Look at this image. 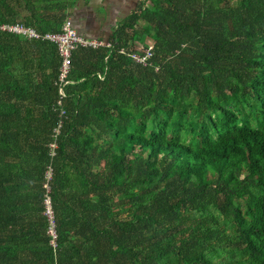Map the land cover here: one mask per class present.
Returning a JSON list of instances; mask_svg holds the SVG:
<instances>
[{
    "label": "trees",
    "instance_id": "16d2710c",
    "mask_svg": "<svg viewBox=\"0 0 264 264\" xmlns=\"http://www.w3.org/2000/svg\"><path fill=\"white\" fill-rule=\"evenodd\" d=\"M79 1L0 23L59 31ZM108 40L62 96L58 45L0 29V264H264V0H140Z\"/></svg>",
    "mask_w": 264,
    "mask_h": 264
},
{
    "label": "built area",
    "instance_id": "2783aa9c",
    "mask_svg": "<svg viewBox=\"0 0 264 264\" xmlns=\"http://www.w3.org/2000/svg\"><path fill=\"white\" fill-rule=\"evenodd\" d=\"M63 25L61 30L59 31H45L41 32L38 29H35L33 26H27L23 25L21 23H8V22H2L0 23V29L7 30L11 32L21 33L28 37H36V38H42V39H49L53 42H55L58 45V49L61 55V64H60V72L58 75L59 80V91L62 96L65 95L64 85L73 81L69 78V74L71 71L72 66V53L73 50L76 49L79 46H92V47H98L101 45H111V41L105 38L101 37H91L86 36L82 33H80L77 28L73 24V20L70 17H67L63 21ZM122 52H127V54L136 62L142 63V64H149V60L153 56L152 47H149L144 53L143 52H128L127 48L122 46L121 47ZM99 76H101V73H99ZM64 112V109H62L61 113ZM59 128H56V131L59 132ZM53 147L55 146V143L53 142L51 144ZM52 175V169L49 167L47 171V178L50 179ZM46 186L49 189L48 183H46ZM46 213L49 216L50 219V227L49 231L53 235V241L56 239V228H55V221H54V213L53 208L51 204V197L48 194L46 197Z\"/></svg>",
    "mask_w": 264,
    "mask_h": 264
},
{
    "label": "crops",
    "instance_id": "0c3cea01",
    "mask_svg": "<svg viewBox=\"0 0 264 264\" xmlns=\"http://www.w3.org/2000/svg\"><path fill=\"white\" fill-rule=\"evenodd\" d=\"M94 1V0H93ZM105 1V4L109 10L110 13H112L117 8V2H121V0H96V4L99 5V3H102ZM136 1L135 6L132 8V10L137 6L138 2L140 0H134ZM83 2V1H82ZM90 0L87 2L89 4ZM93 5V6H96ZM77 8H73V14L71 15V18L73 19L75 25L84 32L88 36L93 37H103L105 39H108L110 34L112 33L114 25H116L117 21L120 20V18H123L125 15H127L125 10V14L121 16L120 18H108L100 11L91 10L86 13L84 10H80L78 6ZM122 7V6H121ZM123 10V9H122ZM131 10V11H132Z\"/></svg>",
    "mask_w": 264,
    "mask_h": 264
},
{
    "label": "rangeland",
    "instance_id": "374dc122",
    "mask_svg": "<svg viewBox=\"0 0 264 264\" xmlns=\"http://www.w3.org/2000/svg\"><path fill=\"white\" fill-rule=\"evenodd\" d=\"M135 3H136V1H134V0H121L120 4H119V2H117V8L112 13L109 12L108 9H110V8H108L106 6L105 1H103L102 3H99V5L96 4V0H94V1L90 0L89 4L87 2L79 1L76 6H78V8L81 11L82 10L86 11V13L89 12L90 10H91V12L93 10L100 11L102 13V16L104 14L108 19L110 17L120 18L121 16H123V14H125V13H123V12H125V10H127L126 12L129 13L132 10V8L135 6ZM95 4H96V6H93ZM128 13H126V14H128ZM120 19H122V18H120Z\"/></svg>",
    "mask_w": 264,
    "mask_h": 264
}]
</instances>
